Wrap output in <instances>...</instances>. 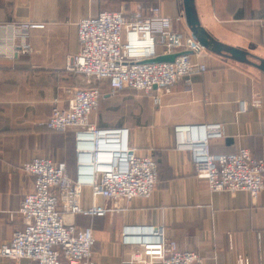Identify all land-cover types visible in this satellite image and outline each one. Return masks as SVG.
Instances as JSON below:
<instances>
[{"label": "crops", "instance_id": "1", "mask_svg": "<svg viewBox=\"0 0 264 264\" xmlns=\"http://www.w3.org/2000/svg\"><path fill=\"white\" fill-rule=\"evenodd\" d=\"M136 1L137 10L122 6L120 11L131 16L146 8H140L143 5L159 8L164 16L181 17L177 30L192 35L183 0ZM110 4L111 0H0V34L9 23L46 26L31 32V54L0 58V245L22 225L21 202L33 189L34 179L22 170L25 163L36 157L62 162L56 152L68 148V174L76 178L74 130L54 132L46 122L54 101L67 107L73 91L86 87L81 75L66 70L68 58L79 51V22L111 11ZM195 8L201 26L215 41L264 59V0H195ZM196 61L208 71L194 76L191 86L178 85L169 94L127 99L120 98V92L112 95L107 82L96 84L102 95L103 126L93 116L90 123L128 128L131 146L156 159L159 181L151 198L123 201L115 216H65L67 223L93 229L95 264H127L129 250L120 243L126 224L163 226L181 250L202 255L205 264H238L239 257L264 264V191L256 200L246 191L211 193L207 182L196 177L190 154L177 149L175 135L177 126L222 123L225 138L211 142L213 152L245 148L264 161V73L207 51ZM243 100L261 103L240 112ZM107 120L111 126L104 124ZM89 195L83 192L84 204ZM0 264L29 262L0 258Z\"/></svg>", "mask_w": 264, "mask_h": 264}, {"label": "built area", "instance_id": "2", "mask_svg": "<svg viewBox=\"0 0 264 264\" xmlns=\"http://www.w3.org/2000/svg\"><path fill=\"white\" fill-rule=\"evenodd\" d=\"M181 21V17L164 16L159 8H142L131 16L102 11L79 22V51L68 58L66 70L81 75L86 87L73 91L67 107L54 101L46 122L54 132L74 130L76 178L69 176L66 163L47 157L23 165V172L34 179L33 189L21 202L22 225L9 242L0 245L1 259L95 264L93 229L67 223L65 216L112 217L121 211L123 201L152 197L159 181L156 159L131 146L128 128H98L90 118L102 97L97 83L107 82L112 95L133 90L157 96L169 94L178 85L189 87L194 76L208 71L196 61L205 49L192 35L177 30ZM45 27L37 22L2 26L0 58L15 60L31 54V32ZM170 55H177L172 63H148ZM260 103L240 101L239 111L247 112ZM175 135L177 149L190 154L196 177L207 182L211 193L246 191L256 200L264 191L263 160L245 148L232 153L212 151L211 142L225 138L224 124L177 126ZM85 190L90 194L88 204H84ZM120 243L129 250L127 264H205L202 255L181 250L163 226L126 224ZM238 264H249V260L239 257Z\"/></svg>", "mask_w": 264, "mask_h": 264}, {"label": "water", "instance_id": "3", "mask_svg": "<svg viewBox=\"0 0 264 264\" xmlns=\"http://www.w3.org/2000/svg\"><path fill=\"white\" fill-rule=\"evenodd\" d=\"M183 2L188 28L192 36L199 42V44L205 49V51L211 52L219 56H224L241 64L252 66L260 72L264 73L263 58L255 56L253 54H249L245 51L233 47L223 45L215 41L200 24L196 13L195 0H183ZM176 57L177 55L161 56L151 61H148V63H172L174 62Z\"/></svg>", "mask_w": 264, "mask_h": 264}, {"label": "rangeland", "instance_id": "4", "mask_svg": "<svg viewBox=\"0 0 264 264\" xmlns=\"http://www.w3.org/2000/svg\"><path fill=\"white\" fill-rule=\"evenodd\" d=\"M136 3H139V2H137L136 0H111V4H110L111 5L110 6L111 8H110V10L111 11H120L122 9V6H124V8H126V9H134V10H137L138 7H136L137 6ZM142 7H146V8L149 9L152 6L143 5L140 8H142ZM144 12H145V14H148L149 13V11H144ZM252 49L253 50H256L257 49L256 45H254L252 47ZM119 96H120V98L125 97L127 99H134V98H137V97L147 98L150 95L145 94L143 92L133 91V90H123V91H120ZM53 106H54V103H53ZM92 116H93V118H99V124L103 126V119H102V116L103 115L101 113V106L98 109V111H96ZM112 123L113 122H110L109 120H107L104 124L106 126H111ZM62 140H63V137H62ZM65 149L66 148H61L59 150V152H56V155H58V158L62 159V162H64V163H66L67 158H69V156H68L69 155V150H68V148L66 150ZM93 258H94V249H93Z\"/></svg>", "mask_w": 264, "mask_h": 264}, {"label": "bare ground", "instance_id": "5", "mask_svg": "<svg viewBox=\"0 0 264 264\" xmlns=\"http://www.w3.org/2000/svg\"><path fill=\"white\" fill-rule=\"evenodd\" d=\"M100 146H101V149H104L105 143H104V142L101 143ZM91 149H93V146L91 147ZM94 149H95V148H94ZM93 151H94V150H93Z\"/></svg>", "mask_w": 264, "mask_h": 264}]
</instances>
